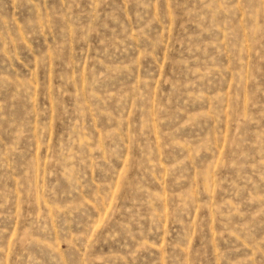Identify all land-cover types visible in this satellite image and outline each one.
I'll return each instance as SVG.
<instances>
[{
	"label": "rangeland",
	"instance_id": "obj_1",
	"mask_svg": "<svg viewBox=\"0 0 264 264\" xmlns=\"http://www.w3.org/2000/svg\"><path fill=\"white\" fill-rule=\"evenodd\" d=\"M0 264H264V0H0Z\"/></svg>",
	"mask_w": 264,
	"mask_h": 264
}]
</instances>
